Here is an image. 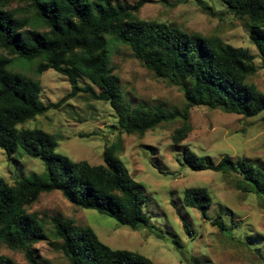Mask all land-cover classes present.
I'll return each mask as SVG.
<instances>
[{"label":"trees","instance_id":"trees-1","mask_svg":"<svg viewBox=\"0 0 264 264\" xmlns=\"http://www.w3.org/2000/svg\"><path fill=\"white\" fill-rule=\"evenodd\" d=\"M14 1L26 4L25 15L8 8ZM151 0L134 4L118 0H0V148L7 156L28 155L44 164V172L32 173L14 184L0 177V247L23 250L30 264L38 261L33 246L48 238L45 222L28 207L42 193L59 191L73 205L94 210L132 230L149 228L161 239L164 233L152 225L141 183L130 177L119 156L121 140L104 150V164L74 161L59 153L55 135L20 124L58 109L63 102L83 92L92 99L108 102L117 115L121 132L144 135L165 122L182 119L174 135L179 144L192 129L191 108L205 106L244 117L264 112V93L249 79L257 72L256 56L245 47H235L219 37L189 33L158 21L141 19V8ZM212 10L206 0H195ZM243 21L264 67V0H217ZM123 44L157 77L177 85L187 104L183 110L145 108L127 101L113 73L114 46ZM35 65L38 76L49 69L68 78L71 91L56 103L41 98L39 79L16 67ZM75 71L87 82L81 85ZM194 170L236 172L238 187L264 196V167L247 159L224 156L218 163L189 147L183 159ZM180 160V161H182ZM184 204L209 218L213 198L204 187H188ZM214 224L227 226L221 216ZM53 235L71 264H155L144 254L114 249L91 227L80 228L56 217ZM186 229L191 233L189 227ZM171 242L183 251V243ZM0 264H15L0 254ZM203 264V263H201Z\"/></svg>","mask_w":264,"mask_h":264},{"label":"rangeland","instance_id":"rangeland-1","mask_svg":"<svg viewBox=\"0 0 264 264\" xmlns=\"http://www.w3.org/2000/svg\"><path fill=\"white\" fill-rule=\"evenodd\" d=\"M118 1L134 4L138 0ZM206 1L212 10L203 9L195 0H151L141 8L139 16L248 48L256 56L257 67L249 81L264 93V67L249 30L224 4ZM8 8L23 16L26 4L14 1ZM112 66L127 101L148 109L185 108L187 101L180 87L157 77L134 56L130 47L114 46ZM35 68V65L16 67L39 79L45 103H56L71 91L64 75L49 69L38 76ZM75 74L81 85L87 82L80 73L75 71ZM182 124V119H176L144 135L127 134L121 132L117 115L108 102L92 99L83 92L67 99L58 109L20 124L19 128H39L55 135L59 153L91 165L104 164L105 148L120 139L119 156L130 177L141 183L152 225L167 236L161 239L149 228L135 231L122 226L108 216L73 205L59 191L42 193L28 207L29 213H35L45 222L48 234L47 239L33 246L38 261L71 264L60 249L61 240L52 233L53 220L59 217L80 228L91 227L110 247L139 252L155 264H264V196L241 190L240 175L236 172L198 171L182 160L187 146L215 164L230 156L264 167V112L256 117H244L205 106L193 107L192 129L176 144L173 137ZM44 168L39 159L21 154L8 157L0 148V177L11 184L32 173L41 174ZM188 187H204L211 194L213 203L208 219L198 209L184 204L183 193ZM218 216L226 223L227 231L214 224ZM172 237L182 241L185 253L171 242ZM0 254L10 257L15 264H30L23 250L1 244Z\"/></svg>","mask_w":264,"mask_h":264}]
</instances>
